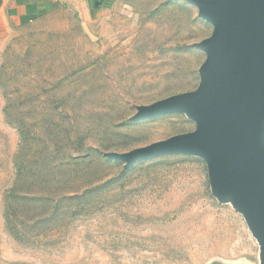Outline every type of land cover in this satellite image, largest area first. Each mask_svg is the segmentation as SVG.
<instances>
[{
  "label": "rangeland",
  "instance_id": "374dc122",
  "mask_svg": "<svg viewBox=\"0 0 264 264\" xmlns=\"http://www.w3.org/2000/svg\"><path fill=\"white\" fill-rule=\"evenodd\" d=\"M127 1L95 24L85 0L1 18L0 264H260L204 157H107L196 132L183 112L132 118L199 87L213 31L186 0Z\"/></svg>",
  "mask_w": 264,
  "mask_h": 264
},
{
  "label": "water",
  "instance_id": "95a60500",
  "mask_svg": "<svg viewBox=\"0 0 264 264\" xmlns=\"http://www.w3.org/2000/svg\"><path fill=\"white\" fill-rule=\"evenodd\" d=\"M213 26L193 47L206 59L199 87L150 106L132 120L187 113L197 130L107 157L135 163L178 154L204 157L212 192L231 200L259 246L264 264V0H186Z\"/></svg>",
  "mask_w": 264,
  "mask_h": 264
},
{
  "label": "crops",
  "instance_id": "0c3cea01",
  "mask_svg": "<svg viewBox=\"0 0 264 264\" xmlns=\"http://www.w3.org/2000/svg\"><path fill=\"white\" fill-rule=\"evenodd\" d=\"M47 0H0V21L2 16L12 20L15 25L27 24L32 18L44 11ZM83 2V0H82ZM130 3L127 0H88L80 4L86 10L92 24L105 17L106 11L113 10L124 13Z\"/></svg>",
  "mask_w": 264,
  "mask_h": 264
}]
</instances>
